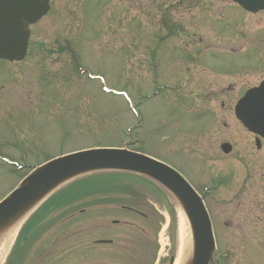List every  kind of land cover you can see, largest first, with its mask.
<instances>
[{
	"label": "rangeland",
	"instance_id": "rangeland-1",
	"mask_svg": "<svg viewBox=\"0 0 264 264\" xmlns=\"http://www.w3.org/2000/svg\"><path fill=\"white\" fill-rule=\"evenodd\" d=\"M76 1L80 0H55L51 13L32 28L29 50L23 64L3 65L0 61V158L22 161L25 166H30L54 157L58 150L69 152L94 146H119L120 140L132 142L137 139L140 144L133 142L134 151L142 148L139 152L169 164L191 181L203 169L199 162L188 155H195L194 150L198 149L201 158L210 159L205 169L209 177L200 176V182L228 179L232 175V178L225 181V186H221L207 199L208 206H213L212 217L217 226L215 230L222 247L221 252L230 253L228 264H238L242 258L239 264H264V230H260L264 228V186L253 187L249 191L250 207L246 214L237 200H230L232 192L242 182L245 168L254 170L259 167L260 174L264 175V166L260 163L264 154L255 152V138L233 120L232 114L234 104L245 87L256 84L264 77V15L242 17L240 14L235 16L231 10V14L225 10L217 15L213 12L204 18L212 21L219 33L229 28L234 37L230 41L239 38L244 46L212 45L211 50L202 53L199 65L220 78L228 75L236 78L244 73H254L231 81L227 93V110L222 108L217 114L218 125L222 126L226 122L227 128L221 129V134V131L214 130L216 133L213 131L212 135H208L209 129L204 127L192 131L200 118L198 112L210 117V109L205 111L196 106L195 112L181 113L174 102L179 85L175 81L179 80V73L201 71L196 65L178 67L173 62L169 68L163 69V75L158 72L157 76L158 82L172 80L175 83L174 90L163 91L154 99H143L153 91L149 80L152 68L147 61V46L149 35L159 34L157 17L160 10L154 5L149 9L136 5L128 16L132 18L133 12L134 21L128 24L126 15H122L124 9H121L117 23L110 26L100 19L95 24L92 0H84L83 6L76 4ZM170 1L177 6V0ZM211 1L220 8L228 5L225 0ZM94 2L101 4V13L104 8L106 14L112 12L110 5L105 7V3L102 4L103 0ZM147 12V16H144ZM177 16L171 15L172 18ZM171 17L167 20V28L174 27L175 22ZM202 17L197 16L196 19L201 20ZM101 22L105 23L102 25V33L97 41H91L99 34ZM241 22L243 26L240 27ZM188 23L192 28L197 25L200 32H203L199 21ZM82 32L85 33L84 39ZM150 41L154 43L153 36H150ZM70 44L81 56L83 66L85 64L95 73L109 77V87L126 88L143 117L141 120L133 118L121 97L104 95L97 83L78 75L68 54ZM166 46L174 51L178 42H166L163 47ZM41 74L42 79L39 78ZM208 86L211 88L213 85L208 82ZM189 91L192 88L186 84L181 93L186 96ZM140 100L144 101L138 105ZM213 122L210 119V124ZM218 139L233 140L230 142L235 145L234 153L223 157L213 147L207 152L202 150L208 141L213 144ZM262 145L264 149V141ZM251 148L252 152H245ZM14 169L0 161V198L26 172H15ZM111 183L114 190L105 201L115 200L122 193L124 197L128 192L136 194V199L133 203L129 202V207L133 206L146 219L127 214L119 202L107 205L83 199L79 206L70 209L68 205L61 204L39 213V208L36 210L37 216L40 214L36 216L37 227H31L26 232L33 231L26 237L13 263L114 264L113 250L121 239L125 240L132 233L145 232L146 239L152 240L156 230L160 228L161 231L164 227L165 221L167 226L163 233L165 229L167 231L161 235L159 231L156 257L153 259L151 250H144L147 264H170L172 257L178 259L180 216L175 207L172 206L170 211L171 206H168L170 215L162 201L165 196L155 194V186L149 182L148 188L133 179H120ZM98 187L95 185L92 189L97 190ZM87 191L83 189V192ZM56 208L58 210L52 212ZM113 220H117L118 225L113 226ZM101 239L111 240L112 244L94 245L95 241ZM145 247L149 249V244ZM7 257L8 254L5 259ZM134 259L135 256L130 259L131 264ZM127 261L128 257L125 258Z\"/></svg>",
	"mask_w": 264,
	"mask_h": 264
},
{
	"label": "water",
	"instance_id": "water-1",
	"mask_svg": "<svg viewBox=\"0 0 264 264\" xmlns=\"http://www.w3.org/2000/svg\"><path fill=\"white\" fill-rule=\"evenodd\" d=\"M254 10L264 7V0L258 4L248 0H234ZM45 8L38 10L23 2L20 5H0V58L19 61L26 48L28 31L26 25L34 22ZM239 120L253 133L264 137V84L260 89L249 92L236 108ZM100 171H128L148 176L163 185L179 201L188 219L194 225L197 215L203 214V207L194 192L167 167L147 159L118 150H99L63 156L36 168L0 204V231L14 227L18 221L56 189L69 181ZM208 230V228H207ZM194 243L206 237L205 230L193 231ZM209 234V231H208ZM204 256L195 264H207L210 249H204Z\"/></svg>",
	"mask_w": 264,
	"mask_h": 264
},
{
	"label": "flooded vegetation",
	"instance_id": "flooded-vegetation-1",
	"mask_svg": "<svg viewBox=\"0 0 264 264\" xmlns=\"http://www.w3.org/2000/svg\"><path fill=\"white\" fill-rule=\"evenodd\" d=\"M258 149H259V150H264L262 146H259ZM261 153L264 154V151H262ZM260 163L262 164V167H263V166H264V155L261 156V158H260ZM254 175H258L259 178H256V179L252 180L251 182H249V183L247 184V190H246V192H245V194H244L245 197L248 196L249 191H250L253 187L264 186L263 183H262V179H264V175H263V174H260V168H257V169H256V172H255Z\"/></svg>",
	"mask_w": 264,
	"mask_h": 264
},
{
	"label": "trees",
	"instance_id": "trees-1",
	"mask_svg": "<svg viewBox=\"0 0 264 264\" xmlns=\"http://www.w3.org/2000/svg\"><path fill=\"white\" fill-rule=\"evenodd\" d=\"M80 183L79 184H76L75 186H78L77 188H76V190H75V192L78 194V195H76V196H73V197H71V198H74V197H77V196H79L82 192H83V189H88V188H90L88 185L87 186H84V182L85 181H79ZM90 185V184H89ZM74 186V187H75ZM73 188V187H72ZM68 199H70V198H64V199H62L63 201H66V200H68ZM135 242L134 243H132V246L129 248V251L131 252L130 254H133V253H136V252H134L135 251Z\"/></svg>",
	"mask_w": 264,
	"mask_h": 264
},
{
	"label": "bare ground",
	"instance_id": "bare-ground-1",
	"mask_svg": "<svg viewBox=\"0 0 264 264\" xmlns=\"http://www.w3.org/2000/svg\"><path fill=\"white\" fill-rule=\"evenodd\" d=\"M184 236H185V230H184V227H183L182 221L179 220V239L182 241L183 238H184ZM9 243H10V240L7 241V242H4V243L2 244L3 249H5V248H6V245L9 244Z\"/></svg>",
	"mask_w": 264,
	"mask_h": 264
}]
</instances>
